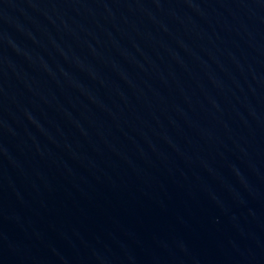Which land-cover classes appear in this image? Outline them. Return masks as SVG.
<instances>
[{"label": "water", "instance_id": "1", "mask_svg": "<svg viewBox=\"0 0 264 264\" xmlns=\"http://www.w3.org/2000/svg\"><path fill=\"white\" fill-rule=\"evenodd\" d=\"M0 264H264V0H0Z\"/></svg>", "mask_w": 264, "mask_h": 264}]
</instances>
